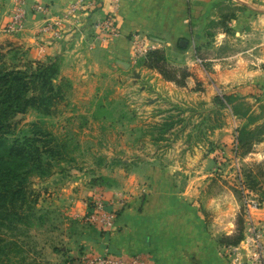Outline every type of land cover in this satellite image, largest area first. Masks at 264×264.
Wrapping results in <instances>:
<instances>
[{"label":"crops","instance_id":"obj_1","mask_svg":"<svg viewBox=\"0 0 264 264\" xmlns=\"http://www.w3.org/2000/svg\"><path fill=\"white\" fill-rule=\"evenodd\" d=\"M15 1L0 0V49H14L23 62L59 59L62 75L78 84L108 75L130 85L127 91L131 97L140 85L143 95L151 88L164 87L167 82L157 71L139 67L143 60H133L130 38L138 35L159 47H175L183 55L193 52L194 58L187 66L194 76L187 79L188 87L204 77L197 49L209 44L214 50L208 60L214 71L209 73L210 79L222 85L251 84L264 94V0H125L116 19L118 36L107 44L95 40L93 24L112 10V0H97V8L64 23L63 39L51 43L47 42L49 37L38 34L45 21L31 8L34 4L47 5L52 20L57 21L56 17L62 16V11L76 0H25L28 17L23 31L8 34L4 28ZM231 1L243 6L228 22L232 32L248 39L250 32L256 31L259 38L253 46L242 40L241 52L222 56L217 49L227 33L219 28L215 36L211 32L221 19V5ZM254 2L261 8L255 7ZM182 39L187 41L185 48L179 47ZM244 121L231 113L226 126L220 128L225 133L221 142L228 148L233 150L235 135ZM210 139V145L218 144L216 135ZM158 155L153 153L148 161L160 159ZM143 169L139 180L136 173L118 188H80L79 181L74 182L73 188L61 184L54 188L52 201L58 207L54 223L61 229L57 228L60 235L54 239L63 244L53 253L64 257L66 264H84L83 259L102 255L126 259L142 256L148 264H232L227 246L221 243L222 237L235 232V219L242 207L232 191L203 188L198 182L187 188H172L169 179L176 173L175 168L159 169L149 163ZM120 192L127 194L128 201L124 207L117 205L116 231L106 233L82 223L88 200L100 193L112 200ZM244 225V234L252 225L264 227V206L251 211Z\"/></svg>","mask_w":264,"mask_h":264},{"label":"rangeland","instance_id":"obj_2","mask_svg":"<svg viewBox=\"0 0 264 264\" xmlns=\"http://www.w3.org/2000/svg\"><path fill=\"white\" fill-rule=\"evenodd\" d=\"M253 5L260 6L256 2ZM240 9L243 6L235 1L220 7L221 19L211 34L215 36L219 28L227 36L217 49L218 55L241 52L242 40L252 46L257 44L258 32H250L249 38L243 39L228 25ZM208 46L197 47L204 77L192 87L186 84L188 78L181 77L183 71L194 76L187 66L194 58L193 52L183 55L175 47H159L166 58L168 75L178 82L162 76L167 82L164 87L151 88L143 95L140 85L131 97L127 91L130 85L125 86L124 82L108 75L78 84L60 71L57 87L63 96L51 105L52 113L44 115L30 108L17 116L15 120L20 122L11 126L7 134L10 140L22 138L29 125L37 122L52 134L56 144L65 146L62 147L63 159L51 161V166L47 167L49 159L43 156L41 162L24 169L34 193L33 200L35 197L37 200L24 206L22 218L0 219V264H66L64 257L53 253L54 248L63 244L54 239L61 229L54 223L58 207L55 208L52 201L53 189L60 184L73 188L75 181H79L80 188L122 187L125 179L136 173L139 180L144 172L142 168L149 163L159 169L175 168L176 173L169 179L172 188H187L192 182H198L203 188L232 191L234 200L242 207L235 219V232L230 236L245 223L242 212L245 196L241 188H248V200L264 206V94L251 84L222 85L210 79L209 73L214 71L208 60L214 50ZM15 52L0 49L6 62L13 64L15 54L14 63L23 62ZM92 91L95 93L89 95ZM230 94L237 100L234 107L239 111L242 108L241 113L251 112L239 128L248 126L254 130L253 141L263 138L261 143L252 145L249 153L238 149V134L233 150L221 142L225 133L219 130L226 126L231 111L215 99ZM215 135L218 144L210 145V138ZM153 153L159 154L160 159L148 161ZM239 220L244 222L240 224Z\"/></svg>","mask_w":264,"mask_h":264},{"label":"trees","instance_id":"obj_3","mask_svg":"<svg viewBox=\"0 0 264 264\" xmlns=\"http://www.w3.org/2000/svg\"><path fill=\"white\" fill-rule=\"evenodd\" d=\"M0 55V219L4 221L22 218L24 206L33 200L34 193L26 181L24 169L41 162L43 156L49 159V162H46L47 167L51 166V161L63 159L62 147L65 145L56 144L52 134L42 123L37 122L31 123L27 133L20 139L10 140L7 137L10 127L20 122L15 120L18 115L25 114L30 108L44 115L51 114V105L62 99L63 94L58 92L57 87L61 71L59 59L21 62L17 58L19 61L16 64L13 61L15 54L12 57L13 64H10L2 58V54ZM141 63L143 67L157 71L167 80L178 82L174 76L168 75L162 50L151 52ZM189 77L190 74L183 71L181 78L186 80ZM232 96L233 94L224 95L222 99L217 97L215 100L219 105L229 108L236 118L246 120L251 112L241 113L243 109L240 108L239 111L234 107L237 100ZM253 135L254 130L250 127L239 128L238 149L242 148L244 153H249L252 145L263 141L261 137L253 141ZM36 200L37 197L33 201ZM243 222L239 220L240 224ZM244 232L243 224L234 236L223 237L221 243L226 246L238 245L244 239Z\"/></svg>","mask_w":264,"mask_h":264},{"label":"built area","instance_id":"obj_4","mask_svg":"<svg viewBox=\"0 0 264 264\" xmlns=\"http://www.w3.org/2000/svg\"><path fill=\"white\" fill-rule=\"evenodd\" d=\"M125 0H112V10L101 20L93 24L95 31V40L107 44L118 36L116 19L119 14L121 4ZM98 7L97 0H76L62 11V16L56 17L57 21L52 20L51 9L47 5L34 4L31 11L41 16L45 23L38 30L41 37H49L48 43L59 42L63 39V24L69 23L73 17L87 13ZM28 11L25 0H16L13 9L9 15V21L4 30L8 34H17L23 31L27 21ZM81 33L80 29H76ZM132 44L133 60H146L149 54L159 48L156 42L143 40L138 35H132L130 38ZM241 180V175L238 176ZM245 196L243 204V215L245 218L251 216V211L262 208L258 201L248 200L246 194H249L247 188H241ZM128 201L127 194L117 193L112 200H106L103 195L97 194L88 200L85 205L87 212L81 218L85 225L97 227L99 230L112 233L116 231L117 205L124 207ZM227 255L232 264H264V227L252 225L244 239L238 245L227 246ZM84 264H148L142 256H134L126 259L122 257H113L110 255L93 256L85 258Z\"/></svg>","mask_w":264,"mask_h":264},{"label":"water","instance_id":"obj_5","mask_svg":"<svg viewBox=\"0 0 264 264\" xmlns=\"http://www.w3.org/2000/svg\"><path fill=\"white\" fill-rule=\"evenodd\" d=\"M186 46H187V41L184 40V39L180 40L179 47L180 48H185Z\"/></svg>","mask_w":264,"mask_h":264}]
</instances>
